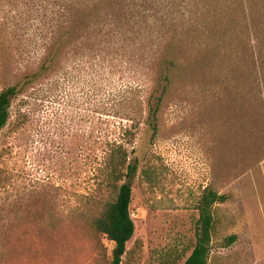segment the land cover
Returning <instances> with one entry per match:
<instances>
[{
	"label": "rangeland",
	"instance_id": "rangeland-1",
	"mask_svg": "<svg viewBox=\"0 0 264 264\" xmlns=\"http://www.w3.org/2000/svg\"><path fill=\"white\" fill-rule=\"evenodd\" d=\"M77 5L0 12V87L35 76L0 131V264H108L113 244L88 223L108 196L95 169L131 125L114 112L140 107L121 264H183L207 190L226 196L208 264H264V0ZM37 21L47 44L22 35Z\"/></svg>",
	"mask_w": 264,
	"mask_h": 264
},
{
	"label": "trees",
	"instance_id": "trees-1",
	"mask_svg": "<svg viewBox=\"0 0 264 264\" xmlns=\"http://www.w3.org/2000/svg\"><path fill=\"white\" fill-rule=\"evenodd\" d=\"M10 1L15 4L14 8H12L13 3ZM24 1L0 0V12H72L74 10H71V7L78 6V0ZM3 2L8 5V9H6ZM16 5L27 6V8L18 10ZM23 32L22 35H24L28 42L35 44L43 41L44 44H47L48 37L46 33L42 31L41 21H37L35 27ZM56 46L60 49L57 42ZM56 57V52H52V48L50 47L47 58L53 61ZM34 79L35 76L28 75L25 76V79L21 82L0 87V131L7 125L13 99L32 83ZM123 91L128 93V90ZM125 92L120 91L118 95L119 100L122 103L126 101L130 105H138V107H140V102L134 103V100L131 101L130 98L127 99V97L123 95ZM161 97L162 95L158 98V101H160ZM141 110V107L139 109L135 108V110L123 108L121 112H114L115 115L122 117L124 120L131 121V125L129 127L126 126L124 129L122 127L121 131H118L113 138L105 140L101 161L95 169L97 175L100 177L98 186L101 190L106 191L108 196H106L104 200L96 202V208L94 209L96 213L89 216L90 219L88 223L94 231L104 235L113 244L108 264H121L122 257L126 251L127 242L134 233L135 226L131 216L130 204L132 197L131 182L137 171V159L134 158L132 162H129L126 144H130L134 140V132L131 131V127L139 125L140 119L134 117L133 114ZM158 110V105H156V107H150L152 122L149 125L154 136L156 134L155 122ZM225 200V195L218 194L213 190H207L202 196L196 229V243L183 264H208L210 241L213 230L212 206L215 203H221ZM235 238V235L228 236L226 238V243L228 245L233 243Z\"/></svg>",
	"mask_w": 264,
	"mask_h": 264
}]
</instances>
